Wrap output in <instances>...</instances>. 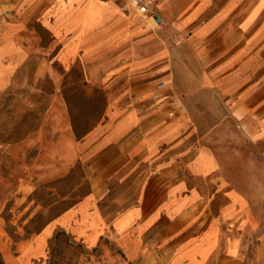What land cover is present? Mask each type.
Instances as JSON below:
<instances>
[{"label": "crops", "instance_id": "obj_1", "mask_svg": "<svg viewBox=\"0 0 264 264\" xmlns=\"http://www.w3.org/2000/svg\"><path fill=\"white\" fill-rule=\"evenodd\" d=\"M66 1L71 3L66 16H15L10 20L9 30L0 39V91L10 84L14 71L29 55L17 38L24 30L31 31L27 27L31 17L49 32L47 43L57 46L55 57L63 68L77 61L88 74L92 69L116 68L120 75H128L124 85L131 87L125 88L124 95L109 99L110 106L100 123L88 135L78 137L60 91L62 78L56 79L55 104L44 117L51 142L57 149L72 150L81 159L87 158L90 189L72 207L48 221L43 228L46 233L38 237L43 238L54 226L73 222L79 236L85 237L88 231L97 242L103 230L112 232L114 226L122 251L137 264H248L250 256V264L263 260L264 232L254 239L249 237L260 226L246 212L250 209L246 195L219 173L220 160L201 141L209 129L187 141L196 127L183 99L166 92L171 73L134 82L140 75L129 77L127 69L132 62L125 59L120 64L108 58L118 51L127 57L130 44L138 49L149 39L154 46L164 45L161 55L182 44L202 70L201 83L228 104L230 116L244 123L257 115L258 99L264 100L258 96L264 93V0H156V10L166 24L160 27L153 18L146 16L147 20L172 34L175 47L166 46L160 30L151 32L140 13H135L141 16L139 20L131 18L134 15L120 10L111 0ZM44 53L42 50L37 58L36 78L50 68ZM142 57L140 62L153 64L150 67L154 71L169 69L172 61L170 57L167 63L166 57L162 60L160 56L148 62ZM114 72L95 79L102 84L120 80ZM161 80L166 81L165 89L162 97L154 100V85ZM247 128L254 132L264 129V119L250 121ZM136 166L139 169L135 170ZM127 179L136 182L134 198L104 218L98 213V199L110 189V181Z\"/></svg>", "mask_w": 264, "mask_h": 264}, {"label": "rangeland", "instance_id": "obj_2", "mask_svg": "<svg viewBox=\"0 0 264 264\" xmlns=\"http://www.w3.org/2000/svg\"><path fill=\"white\" fill-rule=\"evenodd\" d=\"M111 1L120 10L134 15L131 18L139 20L142 16V22L151 32L160 30L166 46H174L172 34L156 27L147 20L148 17L135 15L138 11L133 10L128 0ZM70 11L71 3L66 0H0V39L9 30L10 20L17 16H66ZM27 27L31 31L24 30L17 42L25 46L29 55L14 71L10 84L0 91V264H137L135 258L129 259L122 251L114 226H111L112 232L103 230L97 242H93L87 230L85 237L79 236L73 222L64 227L54 226L43 238L38 237L42 232L46 233L43 228L48 221L72 207L90 189L87 158L81 159L72 150L57 149L51 142L50 126L44 117L55 104L56 79L62 78L60 91L69 107V122L78 137L88 135L108 110V100L124 95L125 88L131 85H124V78L128 75H120L116 68L113 69L118 74L105 68L92 69L88 74L79 61L63 68L55 57L57 46L47 43L49 32L32 17L27 21ZM162 44L165 43L162 41ZM132 46L129 45L131 51L127 57H122L118 51L108 61L124 64L122 61L126 59L125 62H132L127 69L129 77L140 75L134 82L171 73L170 87H166V92L183 99L196 127L187 141L201 137L202 130L209 129L201 141L220 160L219 173L246 195L250 206L246 212L260 227L253 232L254 236L247 232L244 236L254 239L264 232V129L254 132L248 131L247 127L250 121L264 119V100L258 99L254 110L256 116L246 118L244 123L239 122L230 116V108L219 94L201 83L202 70L192 54L181 47L182 44L166 55L160 53L164 45L163 48L157 44L154 46L152 39L140 44L138 49ZM42 50L50 68L41 78H36L34 69ZM142 55L148 58V62L160 56H163L162 60L165 56L167 63L172 61L169 69L162 67L154 71L155 68L150 67L153 64L148 66L140 62ZM113 72L120 80L102 84L95 79ZM136 85L131 88L133 95L136 94ZM258 96L263 97L264 93ZM109 185L110 189L98 199V209L101 210L98 213L104 218L126 206L135 196L134 180L110 181ZM101 225L104 226L103 222ZM88 240L92 242L89 244ZM248 260L251 263L252 257ZM253 261L264 264V258ZM167 263L170 264H164Z\"/></svg>", "mask_w": 264, "mask_h": 264}, {"label": "built area", "instance_id": "obj_3", "mask_svg": "<svg viewBox=\"0 0 264 264\" xmlns=\"http://www.w3.org/2000/svg\"><path fill=\"white\" fill-rule=\"evenodd\" d=\"M143 16H148L153 18L154 22L158 26H164L166 24V20L160 16L156 10L155 4L156 0H128ZM166 86V81L161 80L157 81L154 85V90L151 94V98L154 100H159L162 97L163 91Z\"/></svg>", "mask_w": 264, "mask_h": 264}]
</instances>
